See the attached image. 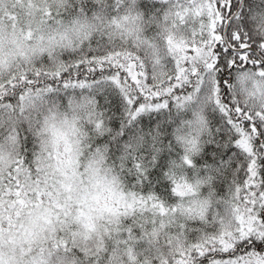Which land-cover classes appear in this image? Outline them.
Returning a JSON list of instances; mask_svg holds the SVG:
<instances>
[{
	"label": "snow or ice",
	"instance_id": "snow-or-ice-1",
	"mask_svg": "<svg viewBox=\"0 0 264 264\" xmlns=\"http://www.w3.org/2000/svg\"><path fill=\"white\" fill-rule=\"evenodd\" d=\"M5 28L0 264H264V0H0Z\"/></svg>",
	"mask_w": 264,
	"mask_h": 264
},
{
	"label": "clouds",
	"instance_id": "clouds-1",
	"mask_svg": "<svg viewBox=\"0 0 264 264\" xmlns=\"http://www.w3.org/2000/svg\"><path fill=\"white\" fill-rule=\"evenodd\" d=\"M13 38L14 37L11 34L10 29L5 28L3 32H0V41H2L3 49L6 54L9 52L10 49L15 51V46L12 44ZM99 222H103V221H99ZM5 240H7V237H5ZM12 250H13V246L6 243L3 248L4 253L6 255H11Z\"/></svg>",
	"mask_w": 264,
	"mask_h": 264
},
{
	"label": "trees",
	"instance_id": "trees-1",
	"mask_svg": "<svg viewBox=\"0 0 264 264\" xmlns=\"http://www.w3.org/2000/svg\"><path fill=\"white\" fill-rule=\"evenodd\" d=\"M97 99H98V101H99L100 103H103V99H102L101 97H97ZM193 223H196V222H193Z\"/></svg>",
	"mask_w": 264,
	"mask_h": 264
}]
</instances>
